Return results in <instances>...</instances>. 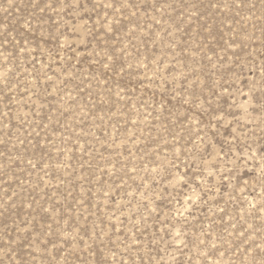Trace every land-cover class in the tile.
<instances>
[{
  "label": "rangeland",
  "instance_id": "rangeland-1",
  "mask_svg": "<svg viewBox=\"0 0 264 264\" xmlns=\"http://www.w3.org/2000/svg\"><path fill=\"white\" fill-rule=\"evenodd\" d=\"M0 264H264V0H0Z\"/></svg>",
  "mask_w": 264,
  "mask_h": 264
}]
</instances>
